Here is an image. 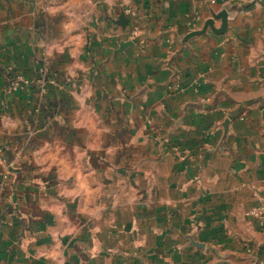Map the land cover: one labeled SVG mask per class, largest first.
<instances>
[{
	"label": "crops",
	"instance_id": "1",
	"mask_svg": "<svg viewBox=\"0 0 264 264\" xmlns=\"http://www.w3.org/2000/svg\"><path fill=\"white\" fill-rule=\"evenodd\" d=\"M263 201L259 0H0V264H264Z\"/></svg>",
	"mask_w": 264,
	"mask_h": 264
},
{
	"label": "built area",
	"instance_id": "2",
	"mask_svg": "<svg viewBox=\"0 0 264 264\" xmlns=\"http://www.w3.org/2000/svg\"><path fill=\"white\" fill-rule=\"evenodd\" d=\"M212 3L214 4L215 1H212ZM138 32H139L138 28L135 27L134 34L137 35ZM20 79L21 78H17L16 80L13 81V83L11 84L12 89L15 90L19 87ZM246 215L249 218L257 220L264 227V201L261 203V205L258 208L252 209Z\"/></svg>",
	"mask_w": 264,
	"mask_h": 264
},
{
	"label": "water",
	"instance_id": "3",
	"mask_svg": "<svg viewBox=\"0 0 264 264\" xmlns=\"http://www.w3.org/2000/svg\"><path fill=\"white\" fill-rule=\"evenodd\" d=\"M259 1L262 5H264V0H259ZM228 16L229 15L226 11H222L221 13H219L217 18L222 21V25H221L220 29H218V30L215 29V27L213 25V21L208 22V26H210L214 32H216L218 34H223L228 30V25H229Z\"/></svg>",
	"mask_w": 264,
	"mask_h": 264
},
{
	"label": "rangeland",
	"instance_id": "4",
	"mask_svg": "<svg viewBox=\"0 0 264 264\" xmlns=\"http://www.w3.org/2000/svg\"><path fill=\"white\" fill-rule=\"evenodd\" d=\"M19 82H20V84H19V87H20V86H21V84H23V83H24V81H23L22 79H20V80H19ZM19 87H18V88H19Z\"/></svg>",
	"mask_w": 264,
	"mask_h": 264
}]
</instances>
